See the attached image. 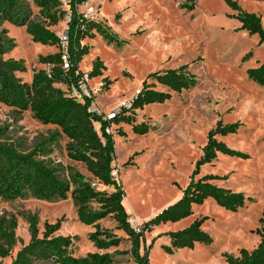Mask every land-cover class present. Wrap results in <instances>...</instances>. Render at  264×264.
<instances>
[{
    "label": "rangeland",
    "instance_id": "rangeland-1",
    "mask_svg": "<svg viewBox=\"0 0 264 264\" xmlns=\"http://www.w3.org/2000/svg\"><path fill=\"white\" fill-rule=\"evenodd\" d=\"M60 1L62 9L67 10L68 0ZM231 1L241 11L258 16L264 29L263 2ZM26 4L31 9L32 20L48 24L33 0H26ZM89 7L96 11L110 36L96 34L82 42L89 47V54L79 70L89 73L97 59L102 62L105 68L102 76L91 80L89 86L97 89L104 80L111 83L94 97V103L104 115L122 102L134 99L152 73L188 66L189 72L197 77L194 88L173 94L164 104L136 111L131 116L133 125H111L108 129L115 142L116 159L112 166L123 186V206L130 216L131 227L141 228L181 198L207 136L219 121L224 125L241 124L237 133L222 141L248 158L220 155L214 163L202 167L195 179L216 176L220 179L214 181L215 185L243 193L251 201L233 213L208 199L203 205L195 206L190 217L147 233L144 246H149L160 234L182 231L196 220L206 219L202 230L212 239L209 245H196L193 250H179L171 255L163 249L168 245L167 238H159L149 252L150 264H226L224 254L237 257L242 249H255L260 242L256 230L264 217V87L251 82L247 71L264 62V42H260L258 35L242 29L239 10L225 0H87L79 11ZM67 21L66 17L50 30L61 35L68 29ZM1 31L14 45L5 58L26 63L27 72L18 74L24 82H30L33 73L42 68L38 63L40 55L59 52L58 47L42 48L33 43L23 27L3 23L0 34ZM156 90L167 92L159 85ZM136 125L148 126V133H134ZM55 130L37 122L30 112L19 115L0 104L2 141L32 149L48 140ZM96 130L99 132V125ZM120 133L125 136L120 137ZM67 142L66 138H60L49 146L48 160L65 180L78 172L92 181L84 165L68 158ZM98 189L113 192L112 188L98 186ZM28 214L38 217L41 232L45 223L53 225L61 221L57 234L76 238V257L100 252L111 255L114 264L133 262L129 253L131 242L125 233L116 230L117 224L111 217L101 221L100 227L122 238L121 245L109 251H97L88 240L95 230L78 221L71 198L46 202L28 197L0 201V215L17 218V237L21 241L11 257L0 259V264H11L22 245L29 243L28 226L23 219Z\"/></svg>",
    "mask_w": 264,
    "mask_h": 264
},
{
    "label": "trees",
    "instance_id": "trees-1",
    "mask_svg": "<svg viewBox=\"0 0 264 264\" xmlns=\"http://www.w3.org/2000/svg\"><path fill=\"white\" fill-rule=\"evenodd\" d=\"M40 10V15L48 24L32 20L31 9L26 0H0V29L3 23L23 27L33 43L45 48L58 47L59 52L39 56L38 63L44 69L35 71L30 82H24L18 74H25L27 66L24 60L5 58L14 45L0 34V104L13 109L19 115L30 112L33 119L44 126L55 127V132L42 144L25 149L13 142L1 140L0 132V201L13 202L33 197L46 202H64L71 198L78 221L95 231L88 235V240L97 251H109L121 245L122 238L112 231L103 230L100 222L111 217L117 224L116 230L122 231L131 242L132 264H150L149 252L155 241L166 237L168 245L163 249L168 254L179 250H193L196 245H209L210 235L202 230L206 219H199L189 227L178 232H166L154 238L149 246H144L145 235L154 229L176 224L193 214L195 206H201L206 200L212 199L220 208L236 213L251 201L243 193L233 192L219 187L214 181L220 179L200 175L201 168L214 163L220 155L247 159L248 156L232 150L222 139L237 133L240 123L224 125L219 121L207 136V143L202 155L195 165L191 179L182 191L181 198L150 221L142 224L136 232L129 223L130 216L124 206L123 186L112 178V164L115 162V142L107 130L111 125H133L132 115L138 110L151 105H161L169 101L173 94L180 95L197 84V77L190 73L188 66L176 70L155 72L143 82L142 89L135 96L130 110L124 111L113 121H105L89 111L94 98L78 101L71 95L72 88H77L81 77L79 65L89 54V47L83 45L85 39H93L96 34L106 35L107 28L99 21L83 20L79 7L87 0H68L67 10L62 9L60 0H33ZM234 9L239 10L242 29L250 35H258L264 42V29L261 19L239 9L237 3L225 0ZM263 2L264 0H256ZM66 17L68 35V56L70 69L62 68V55L58 35L50 30ZM107 32V33H106ZM105 37V38H106ZM112 37H116L113 35ZM49 68V70L47 69ZM103 64L98 59L93 63L92 70L87 73L91 80L101 77ZM248 79L260 87H264V62L255 69L247 71ZM153 80L154 83H148ZM101 92L111 84L104 80ZM159 85L167 92L156 90ZM99 125V132L96 130ZM149 131L146 125H136L133 132L145 135ZM122 133V132H121ZM119 134L120 137L125 136ZM60 138L67 139L68 158L85 166L92 176L86 180L78 172H74L69 180L59 175V170L48 160L49 146ZM135 156V155H134ZM95 183L97 188H92ZM112 188L113 192L100 191ZM30 235L27 245H22L15 254L11 264H114L108 253H89L85 257L74 255L76 238L58 235L61 221L55 224H44L43 232L39 228L36 215L23 216ZM17 218L14 215H0V259L11 257L14 249L21 241L17 237ZM260 238L257 247L251 251L242 249L237 257L224 254L226 264H264V217L260 220V228L256 230ZM142 245L144 253L141 254ZM128 252H123L126 254Z\"/></svg>",
    "mask_w": 264,
    "mask_h": 264
},
{
    "label": "built area",
    "instance_id": "built-area-1",
    "mask_svg": "<svg viewBox=\"0 0 264 264\" xmlns=\"http://www.w3.org/2000/svg\"><path fill=\"white\" fill-rule=\"evenodd\" d=\"M80 12V11H79ZM83 20L85 21H99L97 18V13L96 11L92 8L89 7L82 12H80ZM69 21V17H67ZM67 21V22H68ZM59 37V44H60V52L62 55V68L64 71H68L70 69V62H69V56H68V35L67 31L62 33L61 35H58ZM49 70V68H47ZM91 79L85 73L82 77L80 82L78 83L77 88H72L71 90V95L78 101H83L84 99H92L96 96L98 92L101 90V85H99V88L93 89L89 86V82ZM133 100L130 101H125L119 104L116 108L112 109L109 114H103L102 111L98 108V106L95 103H92L89 111L96 114L97 116H103V119L105 121H113L117 116L122 114L124 111L130 110L132 107ZM108 134L109 131L107 130ZM112 178L117 180V170L113 167V171L111 173ZM92 188H97V185L95 183L92 184ZM130 223V221H129ZM136 232L140 231V228H133Z\"/></svg>",
    "mask_w": 264,
    "mask_h": 264
},
{
    "label": "crops",
    "instance_id": "crops-1",
    "mask_svg": "<svg viewBox=\"0 0 264 264\" xmlns=\"http://www.w3.org/2000/svg\"><path fill=\"white\" fill-rule=\"evenodd\" d=\"M42 48H43V47H42ZM44 68H45V67H44V66H42V68H41V69H44ZM31 78H32V76H31V77H30V79H29L30 81H31ZM169 225H172V224H169Z\"/></svg>",
    "mask_w": 264,
    "mask_h": 264
}]
</instances>
